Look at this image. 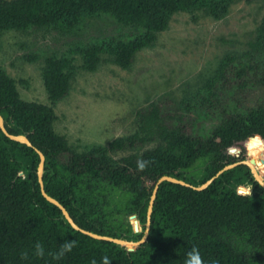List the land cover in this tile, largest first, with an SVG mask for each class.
I'll list each match as a JSON object with an SVG mask.
<instances>
[{"label":"trees","instance_id":"1","mask_svg":"<svg viewBox=\"0 0 264 264\" xmlns=\"http://www.w3.org/2000/svg\"><path fill=\"white\" fill-rule=\"evenodd\" d=\"M234 0H0V32L30 27L64 25L72 28L82 18L108 14L137 26L143 33L128 42H111L81 51L82 68L93 72L107 53L121 68L166 30L176 12L204 10L221 18ZM74 66L68 58L45 60L43 81L51 102L63 99L70 88ZM264 93V17L257 38L244 54L226 55L199 95L200 106L219 107V123L207 138L186 129L183 116L162 114L151 104L137 112L138 131L107 147L79 153L54 131L52 107L23 101L15 82L0 70V116L7 132L25 136L32 144L9 139L0 129V264H183L186 253L198 247L207 262L264 264V188L252 170L239 164L224 171L202 191L163 182L158 189L146 241L137 246L97 240L73 229L61 210L42 195L38 181L39 150L45 156L46 193L60 202L75 223L87 231L130 242V224L121 215L146 225L153 188L162 176L198 187L222 168L253 160L264 177V101L244 109L252 89ZM234 90L240 100L232 110L222 95ZM186 110L192 109L186 104ZM259 139H253V137ZM153 144L141 155L117 162L109 154ZM148 161L140 170L137 162ZM137 218V219H136ZM139 223V231L141 225ZM74 240L71 252L57 259L61 243ZM41 243L45 255L34 254ZM27 253V257L23 256Z\"/></svg>","mask_w":264,"mask_h":264},{"label":"rangeland","instance_id":"2","mask_svg":"<svg viewBox=\"0 0 264 264\" xmlns=\"http://www.w3.org/2000/svg\"><path fill=\"white\" fill-rule=\"evenodd\" d=\"M263 17L264 0H234L219 19L204 10L176 12L166 30L134 55L129 68L119 67L104 53L93 72L82 68V50L128 42L144 30L108 14L86 16L72 28L56 25L4 30L0 32V70L14 80L23 101L53 108L54 131L79 153L135 134L137 112L151 104L161 106L166 117L184 115L186 129L207 138L219 123L220 111L218 106H200L202 88L226 55L240 56L249 50ZM49 57L68 58L74 66L69 91L57 102L50 101L43 81ZM238 100L234 90L222 95L223 107L230 110ZM263 101V90L255 88L242 105L249 109ZM187 103L192 109H185ZM153 146L138 145L108 156L117 162ZM120 217L131 225L134 236L144 234L145 225L140 223L141 231L136 234L132 216Z\"/></svg>","mask_w":264,"mask_h":264},{"label":"water","instance_id":"3","mask_svg":"<svg viewBox=\"0 0 264 264\" xmlns=\"http://www.w3.org/2000/svg\"><path fill=\"white\" fill-rule=\"evenodd\" d=\"M0 129L9 139L14 140V141H18V142H22V143H24V144H26L28 146H32L31 142L25 136H14V135L9 134L7 132V130L5 129L4 121H3V118L1 116H0ZM37 152H38V154L40 156V164H39V168H38V181H39V184H40V189H41V193H42L43 197L48 202L54 204L55 206H57L61 210L64 218L66 219V221L76 231H79V232H81V233H83V234H85L87 236H90V237H92L94 239H97V240L109 241V242H113V243L119 244V245L137 246V245H140V244H142V243H144L146 241V239L148 237V234H149L150 225H151V215H152V212H153L154 201L156 199L159 186L163 182H171V183L179 184V185H182V186H185V187H188V188H192V189H194L196 191H202V190L206 189L212 183V181L215 178H217L219 175H221L224 171L232 169V168H234L235 166H237L239 164H245V165H247V166H249L251 168L255 180L259 184L260 183H264V180L262 178H260L258 173L256 171H254V169L252 167V165L254 164L253 160H246V161L238 162V163H235V164L227 165L224 168H222L213 178H211L210 180L206 181L204 184H202V185H200L198 187L192 186V185L188 184L187 182H185L183 180H179V179L174 178V177L162 176L157 181V183L155 184V186L153 188V191H152V194H151V197H150V201H149V204H148L147 222H146V225H145V232H144L142 238L139 241L130 242V241H125V240H122V239L114 238V237H111V236H108V235H105V236L104 235H99V234L93 233L91 231H87V230L82 229L81 227H79L75 223L73 218L70 216V214L66 210V208L60 202H58L56 199H54L53 197L49 196L46 193V191L44 189L43 178H42L43 172H44L45 156L39 150H37ZM262 158H263L262 162L264 163V157L262 156ZM261 186L264 188V185H261ZM139 223L140 222L138 220L135 221L134 232H138L139 231V228H138Z\"/></svg>","mask_w":264,"mask_h":264},{"label":"clouds","instance_id":"4","mask_svg":"<svg viewBox=\"0 0 264 264\" xmlns=\"http://www.w3.org/2000/svg\"><path fill=\"white\" fill-rule=\"evenodd\" d=\"M253 139H259V137H253ZM148 164V161L140 160L137 162V167L140 170H143ZM261 185H264V183H260ZM76 244V241L74 240H67L60 244L58 251L55 253V256L57 259L63 257L66 253H69L72 251ZM34 254L38 257H43L45 255V248L44 246L37 242L33 246ZM23 256L26 258L27 253H24ZM111 260L108 256H104L101 258V264H111ZM92 264H96V261L93 260ZM183 264H206L205 260L202 258L200 250L198 247L193 246L187 253L184 259ZM207 264H219L216 260H211L207 262Z\"/></svg>","mask_w":264,"mask_h":264},{"label":"bare ground","instance_id":"5","mask_svg":"<svg viewBox=\"0 0 264 264\" xmlns=\"http://www.w3.org/2000/svg\"><path fill=\"white\" fill-rule=\"evenodd\" d=\"M252 167H253L254 171H256V172L258 173V171H257V169L255 168V166L252 165ZM258 175H259V173H258ZM259 176H260V175H259ZM260 178H261V177H260Z\"/></svg>","mask_w":264,"mask_h":264}]
</instances>
